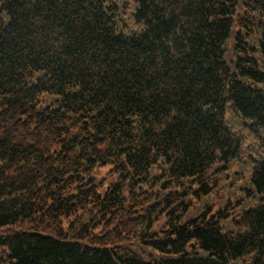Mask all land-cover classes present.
Instances as JSON below:
<instances>
[{
  "label": "trees",
  "instance_id": "1",
  "mask_svg": "<svg viewBox=\"0 0 264 264\" xmlns=\"http://www.w3.org/2000/svg\"><path fill=\"white\" fill-rule=\"evenodd\" d=\"M0 264H264V0H0Z\"/></svg>",
  "mask_w": 264,
  "mask_h": 264
},
{
  "label": "rangeland",
  "instance_id": "2",
  "mask_svg": "<svg viewBox=\"0 0 264 264\" xmlns=\"http://www.w3.org/2000/svg\"><path fill=\"white\" fill-rule=\"evenodd\" d=\"M104 174H105V168H103V169L101 170L100 177H103V176H104Z\"/></svg>",
  "mask_w": 264,
  "mask_h": 264
}]
</instances>
